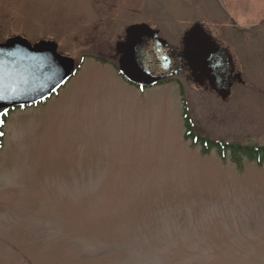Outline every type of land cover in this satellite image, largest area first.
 Returning a JSON list of instances; mask_svg holds the SVG:
<instances>
[{
	"label": "rangeland",
	"instance_id": "374dc122",
	"mask_svg": "<svg viewBox=\"0 0 264 264\" xmlns=\"http://www.w3.org/2000/svg\"><path fill=\"white\" fill-rule=\"evenodd\" d=\"M202 21L246 83L228 100L189 73L139 87L117 42L146 23L182 49ZM55 40L77 71L8 110L0 150V264H264V165L203 154L264 145V0H0V42ZM2 110V109H0Z\"/></svg>",
	"mask_w": 264,
	"mask_h": 264
},
{
	"label": "water",
	"instance_id": "95a60500",
	"mask_svg": "<svg viewBox=\"0 0 264 264\" xmlns=\"http://www.w3.org/2000/svg\"><path fill=\"white\" fill-rule=\"evenodd\" d=\"M125 32V38L116 45L118 63L133 84L152 86L188 69L197 88L210 87L225 101L231 97L235 83H245L229 47L202 22L194 23L184 33L181 51L146 23L132 24ZM58 48L55 40L32 43L21 35L0 42V109L45 100L67 82L76 61Z\"/></svg>",
	"mask_w": 264,
	"mask_h": 264
},
{
	"label": "trees",
	"instance_id": "16d2710c",
	"mask_svg": "<svg viewBox=\"0 0 264 264\" xmlns=\"http://www.w3.org/2000/svg\"><path fill=\"white\" fill-rule=\"evenodd\" d=\"M3 112L4 110H0V113ZM183 118L185 125V139L190 140L195 145H199L203 154H209L211 153V150L215 149L222 159H225L229 154L236 163H239L243 158H246L250 161H254L259 166L264 165V145L259 143L243 144L241 142H227L223 139L215 140L209 136L203 135L196 127L194 120L191 118L186 104L184 106ZM0 119L3 120V124L0 125L1 150L3 147L4 127L8 121V115L0 116Z\"/></svg>",
	"mask_w": 264,
	"mask_h": 264
},
{
	"label": "snow or ice",
	"instance_id": "6c2138e0",
	"mask_svg": "<svg viewBox=\"0 0 264 264\" xmlns=\"http://www.w3.org/2000/svg\"><path fill=\"white\" fill-rule=\"evenodd\" d=\"M8 114V110L6 109L3 113H0V116H6ZM3 124V120L0 119V125Z\"/></svg>",
	"mask_w": 264,
	"mask_h": 264
}]
</instances>
